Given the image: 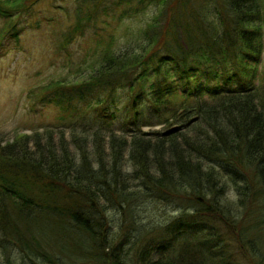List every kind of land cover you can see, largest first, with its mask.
Here are the masks:
<instances>
[{
  "label": "trees",
  "instance_id": "trees-1",
  "mask_svg": "<svg viewBox=\"0 0 264 264\" xmlns=\"http://www.w3.org/2000/svg\"><path fill=\"white\" fill-rule=\"evenodd\" d=\"M34 1L0 0V48ZM75 1L71 78L25 93L51 126L0 137V264H264V0Z\"/></svg>",
  "mask_w": 264,
  "mask_h": 264
},
{
  "label": "rangeland",
  "instance_id": "rangeland-1",
  "mask_svg": "<svg viewBox=\"0 0 264 264\" xmlns=\"http://www.w3.org/2000/svg\"><path fill=\"white\" fill-rule=\"evenodd\" d=\"M75 2V0L34 1L32 8L29 10V15L26 18L24 15L20 16L22 29L16 41L0 48V137L2 141H9L15 131L30 134L33 130H41L51 126L55 116L53 106L46 103L41 111L37 112L38 109L32 111L30 108L37 103L35 101L31 103L25 97V93L29 88H33L52 77L67 76L71 78L68 71L69 66L73 63L75 54L80 53L85 39L80 40L82 36H74L65 45V48L60 45L63 32L72 21L73 4ZM130 10H135V17L129 15ZM128 11L130 12L124 15L122 19L123 24L121 27L129 26L128 30L130 31L138 23L142 26L148 18H151L155 10L152 5H145L140 8L132 7ZM98 21L97 19L96 23ZM87 35L89 34L85 36ZM120 41L122 42V39ZM128 44L130 47H134V43L130 42ZM120 47L121 43L118 45V48ZM237 86L238 84H231L230 88L233 89ZM120 126V121L115 120L114 123L109 125V129H100L103 132L106 131V133L112 130L119 136H128L127 132H124ZM77 128L87 130L91 128L90 130H92L98 127L96 123L89 126V123L84 121L79 123ZM151 128H160V125L142 126L141 130L147 131ZM104 147L105 152H108L106 143ZM222 178L224 179V174ZM174 209L173 206L164 207L159 205L157 211L152 213L153 218L159 220L158 223L163 225L171 214H175ZM220 232L227 237L226 229L222 226H219L216 231L210 232L211 237L220 241ZM225 246L234 249L235 243L228 239ZM11 251L10 259L13 264H20V260L17 259V249L13 248ZM1 259H4L2 255ZM22 264L29 263L27 261ZM71 264L81 263L74 262ZM241 264H248L242 253Z\"/></svg>",
  "mask_w": 264,
  "mask_h": 264
}]
</instances>
